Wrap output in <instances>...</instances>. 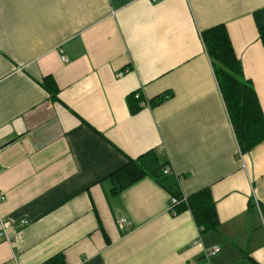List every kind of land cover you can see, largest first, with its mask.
<instances>
[{
	"label": "crops",
	"instance_id": "0c3cea01",
	"mask_svg": "<svg viewBox=\"0 0 264 264\" xmlns=\"http://www.w3.org/2000/svg\"><path fill=\"white\" fill-rule=\"evenodd\" d=\"M262 12L264 0H0V216L21 230L0 239V264H264V141L242 152L202 39L226 29L264 115ZM150 152L184 198L209 191L215 230L172 213L151 177L114 191Z\"/></svg>",
	"mask_w": 264,
	"mask_h": 264
},
{
	"label": "trees",
	"instance_id": "16d2710c",
	"mask_svg": "<svg viewBox=\"0 0 264 264\" xmlns=\"http://www.w3.org/2000/svg\"><path fill=\"white\" fill-rule=\"evenodd\" d=\"M259 32L264 44V14L258 16ZM208 55L211 59L224 102L242 152H247L264 141V115L252 84L244 80L240 61L234 54L228 33L219 26L202 33ZM166 96H160L152 103H162ZM167 162L155 152H150L136 161H131L122 170L115 173L110 182L114 191H122L146 177L153 178L171 196L178 200L173 206L177 214L190 210L197 224L204 230L217 228L215 203L208 190L184 198L177 180L165 175ZM48 264H61L60 260Z\"/></svg>",
	"mask_w": 264,
	"mask_h": 264
},
{
	"label": "built area",
	"instance_id": "2783aa9c",
	"mask_svg": "<svg viewBox=\"0 0 264 264\" xmlns=\"http://www.w3.org/2000/svg\"><path fill=\"white\" fill-rule=\"evenodd\" d=\"M153 1H155V0H153ZM63 54V53H62ZM62 60L64 61V62H68V59L63 55L62 56ZM120 76H122V74H120ZM165 174L166 175H170L171 174V170L169 169V168H167L166 170H165ZM1 201H4V198H1ZM179 202H178V200L177 199H175V198H171V201H170V205H171V211H172V213H176L175 212V210H174V208H173V206H175V205H177ZM122 222H125V220H123ZM27 224V222H25V221H23L22 223H21V226H25ZM0 228H1V230H0V239H4V240H6L7 241V243H11V242H13L18 236H20V234H21V230H19V231H17L16 232V234H15V236H11L10 235V232H9V229H10V227H9V224L7 223V222H5L2 218H1V216H0ZM218 252V248H214L212 251H211V253H210V255H212V254H214V253H217Z\"/></svg>",
	"mask_w": 264,
	"mask_h": 264
}]
</instances>
